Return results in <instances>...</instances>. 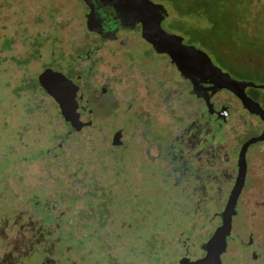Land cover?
Returning a JSON list of instances; mask_svg holds the SVG:
<instances>
[{"label": "rangeland", "instance_id": "374dc122", "mask_svg": "<svg viewBox=\"0 0 264 264\" xmlns=\"http://www.w3.org/2000/svg\"><path fill=\"white\" fill-rule=\"evenodd\" d=\"M152 1L169 10L168 17L161 22L165 31L182 35L184 43L208 54L225 74L254 83L255 86L245 89V94L264 109V0H229L223 7L215 4L221 20L232 22L234 27L220 23L213 34L214 45L209 32L204 34V42H191L182 34L183 29H177L176 9L159 0ZM84 13L78 0H0V71L7 65L3 57L10 44L17 46L23 42L25 59L30 55L31 62L38 66L47 61L45 51L54 42L63 48L86 42L85 49L89 51L108 46V42L87 32ZM182 21L193 30L209 26L203 17L195 20L183 16ZM25 32L33 35L29 38ZM239 32L245 35L244 40H238ZM128 38L132 49L151 54L139 32H130ZM154 56L158 61L155 64L168 73L169 89L179 90V77L172 78L174 63L170 57ZM100 64L97 62L91 78H85L84 97L95 121L84 127L83 133L67 136L68 143L60 151L55 146L67 130L56 100L41 90L31 93L32 81L26 73L24 80L8 84L5 74L0 72V264H41L46 241L56 238L58 253L65 255L53 258L57 254L53 249L45 264H52V258L54 264H185L189 257L199 254L200 244L219 224L215 214L227 198L225 183L217 191L219 186L212 181V170L196 171L190 163L182 171L173 172L164 162L165 151L158 150L169 145L174 158H187L185 148L175 142L170 129L165 127L168 124L174 128L180 123H174L176 109L169 104L171 99L159 95L164 106H156L153 100L152 106L145 103L140 113L130 110V105L135 104L123 98H110L115 103L112 104L105 97L100 103L96 92L95 102L92 84L103 83ZM65 74L72 76L74 71L70 68ZM153 77L158 86L160 71H154ZM7 84L15 89L11 94ZM115 85L123 86L121 82ZM182 100L178 99L180 103ZM187 100L197 103L194 97ZM117 103L123 107L119 108ZM212 104L233 114L229 121L232 143L225 145L231 154L239 144L262 132L264 125L259 115L242 111L231 93L221 91ZM120 109L124 112L119 113ZM116 127L128 132L124 148L109 144ZM86 138L93 141L85 142ZM246 154L245 186L239 211L232 217L234 232L227 236V250L221 255L223 264H264V254L250 260L255 252L245 248L244 237L246 227L253 229L257 245H264L260 243H264V220L250 225L245 217L250 206L264 201V143L250 145ZM52 155L56 158L51 159ZM21 204L35 207L42 222L53 217L74 220L71 226L61 224L57 233L41 225L35 235H28L18 227L24 218L17 216L21 214ZM28 206L25 214L30 218L24 226L35 232L39 222L31 221L35 220V212ZM58 225L54 222L53 228H59Z\"/></svg>", "mask_w": 264, "mask_h": 264}, {"label": "flooded vegetation", "instance_id": "af4514ba", "mask_svg": "<svg viewBox=\"0 0 264 264\" xmlns=\"http://www.w3.org/2000/svg\"><path fill=\"white\" fill-rule=\"evenodd\" d=\"M78 1H80L84 6L85 9L84 19H85V14L88 12L89 9L83 3L82 0H78ZM96 16L103 21L104 26H106L107 28L109 27L117 28L116 36L114 39H106L97 33L91 32L97 35L100 39L108 42L107 44L108 46L98 47L93 49L92 51H89L85 49L86 42L84 43L76 42L69 45V47H64V48L61 47V45H56L54 42L53 47L45 51V56L47 57V61L41 64L40 66H38L37 63L31 62L30 55H28L27 59H25V52H24L25 49L23 42L21 44H18L17 46L15 44H10V46L6 49L4 55V59L5 61H7V65L4 66L0 71L2 74H5L8 84L12 80H16V81L24 80L25 78L24 76L26 73L28 79L30 78L32 81L31 84L32 87L29 89L31 93L35 92L36 90L39 91L41 90L47 93L44 89H42L39 76L42 72H44V70L48 68H56L59 71H61L64 74V76L69 80H74L77 77H81L84 83V90H85V78H87V76L88 78L92 77V73L94 72L97 62H100L101 77L103 78V83H101L98 86L92 84L94 87L93 96L97 92L100 97V103L102 98L105 97L108 99L107 101L112 104H115L110 100V98L112 97L123 98L124 100L127 99V101H132V103L135 104L134 107L132 106L133 104H131L129 109L136 113L138 112L140 113V109H142V106L145 103H146L145 105L147 106H152L153 100L155 101L156 106H160V107L164 106L162 104V100L160 99L159 95L165 96L169 100L171 99L170 100L171 103L169 104L175 105V109H176L174 111L175 116L173 117L174 123L175 122H180V123L178 124V126H175L174 128L172 127L169 128L168 124L165 125V127H168V129H170V133L172 134L171 137L175 140V142L178 143L183 148H185L187 158L184 159L183 157H179L176 159L173 157L171 146L168 145L165 146V148L164 146L163 147L160 146L158 147V150L159 151L163 150V152L165 151L164 162L166 164H169L173 168L172 169L173 172L182 171L184 168H186L187 163H190L191 166L194 169H196V171L200 170L201 168L212 170V181H216L219 186L217 187L216 190L218 191V189H221V183L224 182L226 185L225 188L228 191L227 193V197H228L231 188L233 186L235 177L237 175V157H238V151L240 145L242 143L239 144V148L237 149V151L235 150L233 154H231V152L226 150L225 145L228 142L229 145L230 143H232L231 142L232 131L230 130L231 126H229V121L232 119L233 114L230 113L225 107H221L220 109L215 108L212 104V100L217 94H219L223 90L229 93L231 92L226 89L215 88L207 77L197 79L196 88H195L196 90H194L192 82L188 79L181 77L176 66L172 63L173 64V66L171 67V69L173 70L172 78H174V76L177 75L179 77L178 87L179 88L181 87L179 90H175L173 92V90H170L169 87L167 86L168 80L166 79V76H168V73L163 72L162 71L163 68L155 64L158 61L155 60L154 55H159V54L154 52L151 45L141 38L143 43H145L151 50V54H143L142 52L140 53L132 49L131 47L133 44H129L130 39L128 38V34L133 31H137L140 34L141 31L140 24H137L135 28L131 30L125 28L123 22L120 19L119 14L117 13L113 5H105L104 3L102 4V2L98 7H96ZM19 27L23 28V25ZM87 32L89 31L87 30ZM136 38L135 40H138V38L137 39ZM99 51L101 52L100 56L95 57L97 52ZM96 58L99 60H97ZM73 62H75L76 65L72 66L71 64ZM166 64H170V63H166ZM70 68L73 69L74 74L72 76H67L65 74V70L67 71V69ZM84 69H87V71L84 73L81 72ZM154 71H160L161 73L159 82H157L158 86H156L155 83L156 81L155 78L153 77ZM33 78H34V82H33ZM149 81L150 84L148 83ZM117 82L118 83L121 82L123 86L116 87L115 83ZM8 84L6 85V88L9 90L11 94L12 90L15 89L13 86L11 87ZM196 92H199V95ZM231 94L237 101L239 108L242 111H247L242 106L239 99L233 93ZM187 97H194L197 103L188 101ZM94 98L96 102V97L94 96ZM180 98H183L182 103L178 101V99ZM127 101L123 105H126ZM116 105H119V108L123 107L122 104L120 105L117 103ZM58 112L61 115V117H63L62 114L60 113L59 108H58ZM122 112L124 111L120 109L119 113ZM35 114L36 113H34V115ZM146 114H151V113L148 112ZM24 115L28 116V113H24ZM94 121H95V114H94ZM64 124L67 131L60 136L62 137V139L55 146L56 150L59 151L63 148L64 144L68 143L67 136H70L73 133H79V134L83 133L82 129L84 127H87V126H83L80 130H76L70 124L69 121L64 120ZM117 130H124V129H122L121 127L119 128L116 127L115 129H113L110 135L111 138L113 133ZM124 131L125 132L123 133L120 144H112V140L110 141L109 144L113 147L124 148L125 139L128 135L127 130ZM88 139L91 140V142L93 141V139L91 138H86L85 142H88ZM257 143L261 144L264 143V141L261 143L260 142ZM231 149H233L232 146ZM157 155L161 156L162 153L157 152ZM246 155L245 158L247 162V169H246V175H247L248 158L246 157ZM55 158L56 155L51 156V159H55ZM199 176H200L199 174L195 175L196 178H199ZM216 182H212V184H216ZM242 192L237 201L236 212L239 211ZM28 205L29 204H21L22 206L21 214L19 215L17 214V216L19 217L20 216L24 217L23 220H21L22 222H20L21 223L20 226H18L19 229L21 228V230H26L28 235L31 234L35 235L38 232V230L41 229L42 227L41 225L43 226L47 225L51 227L55 233H57L59 232L60 229L59 226L61 224H66L67 227V226H71L73 223L74 219L71 220L68 219V221H60L58 217H53V219L49 218L48 222H42L41 220L38 219L37 209L33 206H28ZM54 205L55 204H52V207L54 210H56L55 209L56 206ZM254 205L257 207L258 206L261 207L264 204L261 203L260 201H256ZM26 206L32 207L33 211L35 212V216H34L35 220H31V221L39 222V226L37 227V230L35 232H29V230L24 226L25 222L29 221L30 218L28 215L25 214V212L27 211ZM215 217L218 218L220 224V218L218 216ZM54 222L59 224L58 225L59 228L57 227L53 228ZM245 230H246L244 236L246 237L245 248L251 250L252 252H255L254 254L250 255V260L251 261L257 260L259 257H261L264 254V249H263L264 245L262 246V248L257 245L254 236L255 231L253 229L246 227ZM213 231L211 232V234L213 233ZM233 232H234V220L232 218V228L230 233ZM23 238L24 240L26 239L25 236H23ZM249 238L251 239V244L248 245L247 242ZM56 239H53L52 241H46L45 247L42 250V257L39 260L41 264H45L44 261L46 260L48 253H51L53 249H56V253H57L56 255L53 256V258L55 256H60V254L63 253L62 251L61 253H58V250L56 248L57 245ZM36 240L40 241V239H36ZM65 243L66 242H64V244ZM260 243L264 244L263 242ZM50 245L53 246L52 249H50ZM204 254H205L204 250H202L199 247V254L195 257H189V259L186 260L185 264H189L190 261H195L200 259ZM63 255L65 254L63 253ZM53 258H52L53 261L52 264H54Z\"/></svg>", "mask_w": 264, "mask_h": 264}, {"label": "water", "instance_id": "95a60500", "mask_svg": "<svg viewBox=\"0 0 264 264\" xmlns=\"http://www.w3.org/2000/svg\"><path fill=\"white\" fill-rule=\"evenodd\" d=\"M82 1L89 9L85 14V27L89 32L97 33L106 39L115 38L117 28H107L103 21L96 16V7L101 2L105 5H113L125 28L131 30L140 24L141 38L151 45L155 53L168 55L181 77L192 82L194 90H196L197 79L207 77L215 88L230 91L247 111L257 113L264 125V109L245 94V89L255 86V84L231 78L214 65L204 51L196 48L193 44H185L182 35L165 31L161 22L168 17L169 12L162 3L152 0ZM39 80L47 94L58 103L60 113L65 121H69L76 130L91 125L94 121V114L84 97V83L81 77L69 80L58 69L48 68L40 74ZM196 93L199 95V92ZM124 132V130L115 131L111 138L112 144H120ZM263 141L264 127L259 135L245 140L240 145L237 157V175L223 208L215 214L220 218V224L214 229L211 236L200 244L199 247L204 250L205 254L198 260L190 261L189 264H222L221 255L227 250V236L231 232L232 217L245 184L246 151L250 145ZM247 244H251L250 238Z\"/></svg>", "mask_w": 264, "mask_h": 264}, {"label": "trees", "instance_id": "16d2710c", "mask_svg": "<svg viewBox=\"0 0 264 264\" xmlns=\"http://www.w3.org/2000/svg\"><path fill=\"white\" fill-rule=\"evenodd\" d=\"M160 2L165 3V5L169 6L170 8H175L176 9V15L177 17L175 18L179 24H177V29L184 32L182 34L186 35L188 39L191 42H197L199 40H202L204 42L206 39L205 33L209 32L212 34V44L214 45L216 38L214 37L215 35V29L217 27H220V23L223 22V24H226L227 27L233 28L234 26L232 25V22H225L221 20V17L218 14L217 7L214 5L216 4L217 6H224V4H229V0H159ZM169 12V10H168ZM183 16H191L195 20L200 19L201 17L206 18L209 22V26L207 28H198L196 30H193L190 28V25L184 24L182 21ZM237 28V27H235ZM183 29V30H182ZM38 34V33H37ZM25 35L30 38L31 35H28L25 32ZM42 35V34H39ZM244 34L243 33H238L237 38H241V40H244ZM7 40V39H6ZM200 42V41H199ZM9 43V41H8ZM4 58V57H3ZM31 58V56H30ZM5 60V59H4ZM261 203L264 204V201H260ZM253 210L257 211H262L261 213L254 212ZM245 217L247 218V222L252 225L253 222L256 220H264V205L261 207H252L250 206V209L246 211ZM264 223V221H262Z\"/></svg>", "mask_w": 264, "mask_h": 264}]
</instances>
